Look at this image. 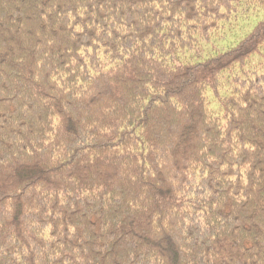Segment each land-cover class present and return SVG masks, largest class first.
<instances>
[{
    "label": "trees",
    "instance_id": "16d2710c",
    "mask_svg": "<svg viewBox=\"0 0 264 264\" xmlns=\"http://www.w3.org/2000/svg\"><path fill=\"white\" fill-rule=\"evenodd\" d=\"M0 264H264V0H0Z\"/></svg>",
    "mask_w": 264,
    "mask_h": 264
},
{
    "label": "bare ground",
    "instance_id": "6f19581e",
    "mask_svg": "<svg viewBox=\"0 0 264 264\" xmlns=\"http://www.w3.org/2000/svg\"><path fill=\"white\" fill-rule=\"evenodd\" d=\"M36 93V92H35ZM38 93V92H37Z\"/></svg>",
    "mask_w": 264,
    "mask_h": 264
},
{
    "label": "rangeland",
    "instance_id": "374dc122",
    "mask_svg": "<svg viewBox=\"0 0 264 264\" xmlns=\"http://www.w3.org/2000/svg\"><path fill=\"white\" fill-rule=\"evenodd\" d=\"M237 36V35H236Z\"/></svg>",
    "mask_w": 264,
    "mask_h": 264
}]
</instances>
